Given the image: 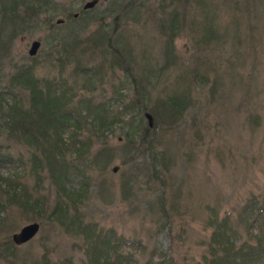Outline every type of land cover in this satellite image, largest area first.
Segmentation results:
<instances>
[{
  "label": "rangeland",
  "instance_id": "374dc122",
  "mask_svg": "<svg viewBox=\"0 0 264 264\" xmlns=\"http://www.w3.org/2000/svg\"><path fill=\"white\" fill-rule=\"evenodd\" d=\"M23 1L0 0V264H90L79 221L121 264H221L226 247L264 264V0ZM24 77L66 102L32 106ZM107 101L94 131L84 107Z\"/></svg>",
  "mask_w": 264,
  "mask_h": 264
},
{
  "label": "trees",
  "instance_id": "16d2710c",
  "mask_svg": "<svg viewBox=\"0 0 264 264\" xmlns=\"http://www.w3.org/2000/svg\"><path fill=\"white\" fill-rule=\"evenodd\" d=\"M103 37H105V35H103ZM22 78V76H20V79ZM23 82L25 83V85H29L31 87V90L33 92H31L30 94V103L32 106H36V104H40L42 107H46L47 104H51V106H54V107H57V105H60L61 103L63 102H66L64 101V96H60L56 91H51L49 90L48 88L44 89V91H39L40 88L37 87V84L34 83V82H30L29 78L27 77H24L23 78ZM50 101H56V103H51ZM60 102V104L58 103ZM108 102V101H107ZM102 103V104H95L94 106H91V107H87L85 106L84 107V112L86 114H89L92 116V119L91 121L89 122L90 125L92 126V128L94 129V131H98V132H101L103 128H109V124H112L113 120H112V117L110 116L111 113H110V108H111V105L110 103ZM9 104H11V102H8V103H5V106L3 107H8L10 106ZM143 107V106H142ZM63 113H60V115H62ZM59 115V126L60 128H65L67 127V124H68V120H66L67 118V114L64 113L62 116ZM110 116V117H108ZM11 122H13L11 119H10ZM75 124V122H74ZM5 125L7 126L6 122H5ZM8 128V126H7ZM129 128V127H128ZM129 131H132V133L135 135V134H138L141 138V142H145L146 141V138H147V134L146 132L148 131L146 128H143L142 130V133L139 134V130H132V129H128V132ZM130 140V139H128ZM145 149L147 150V152H151L152 153V158L155 157V155H161L160 152H156L155 150H153V148L151 147L150 144L146 143L145 142ZM59 149H57V154H59ZM162 153V152H161ZM161 157V156H160ZM83 184L84 182H81L79 181L76 185H73V186H69L67 187L68 190H71V193L68 192V190L66 189H63L62 191L64 192L62 196V198L64 197V195H66L67 193H70L71 194V200L68 199L69 202H72L71 203V206L73 207V209H75V207H77V200L81 202L83 201V195L81 192L83 190ZM62 188V187H61ZM74 194V195H72ZM13 200H14V197L15 195L13 194ZM70 196V195H69ZM62 198H60V201L57 203L58 206L56 208H58L59 210H61L62 214L65 215V213L67 212L69 206L68 204L66 205L64 200H62ZM9 199L10 196H9ZM77 199V200H76ZM12 201V199H11ZM68 203V202H67ZM77 210V209H76ZM75 211V210H74ZM66 217V216H64ZM72 225V224H71ZM71 228L73 226H70ZM218 227V225H217ZM77 229L82 233V236L84 237L85 239V242L90 246L92 247V253H91V262L90 264H121V259L119 258V255L115 252V250H113V248L111 249L110 247V244L108 245H105L101 239L98 238V236L96 237L97 238V242H98V246H95L93 245V241L90 239L91 237V234L93 231H95V228H93V226L91 225H82L80 224V221H79V224L77 226ZM221 233L218 232L215 236H214V239H212V242L210 243V253L212 252L213 255L215 256V254H217L218 251H216L215 249L218 247H216V245H218V242L220 243H223L224 241L220 238H222V235H220ZM226 242L228 243V240H226ZM261 243H264V241H261ZM104 245V246H101ZM248 248V253L247 254H244V256L242 257V254H238V256L240 258H243L244 257H247V260H255L257 258V254H256V250H255V246H245ZM232 248V247H231ZM226 250H228L225 254H222L223 256L219 258V262L221 264H229V261H232L235 254L231 253L229 254V249L226 247L225 248ZM10 252L13 250V243L11 242L10 244H8V247L6 248V252ZM225 256H228L225 260L224 257ZM160 264V263H158Z\"/></svg>",
  "mask_w": 264,
  "mask_h": 264
},
{
  "label": "water",
  "instance_id": "95a60500",
  "mask_svg": "<svg viewBox=\"0 0 264 264\" xmlns=\"http://www.w3.org/2000/svg\"><path fill=\"white\" fill-rule=\"evenodd\" d=\"M96 1L97 0H91L89 2H86L82 6V8L87 9V8L92 7L96 3ZM38 47H39V42L37 40H33L30 43V46L28 49V54L34 55L36 53ZM143 116L147 120V126L151 127V125H152L151 115L149 113L145 112V113H143ZM115 170H116V167L115 166L112 167V171H115ZM38 229H39V224L37 222L25 224V225L21 226L17 232L11 234V240L15 245H19L21 243H24V242L28 241L29 239H31L36 234Z\"/></svg>",
  "mask_w": 264,
  "mask_h": 264
},
{
  "label": "flooded vegetation",
  "instance_id": "af4514ba",
  "mask_svg": "<svg viewBox=\"0 0 264 264\" xmlns=\"http://www.w3.org/2000/svg\"><path fill=\"white\" fill-rule=\"evenodd\" d=\"M26 1H27V0H24V1H23V2H24V5H25L26 7H27V5H31V6L34 5V6H35L36 4H39V7H38V8H32V10H37V12H39V13H40L41 10H42V9H41V8H42V4H41V3H43V6H44V5H47V3H50V2H51V0H29V1H30V4H27ZM89 1H91V0H86V1L83 3V5H84L86 2H89ZM99 1H100V0H97L95 4H97ZM95 4H94V5H95ZM83 5H82V6H83ZM94 5H93V6H94ZM82 6H81V8H82ZM90 8H91V7H90ZM87 9H89V8H87ZM82 10H86V9H83V8H82ZM37 14H38V13H37ZM77 15H78L77 13H73V14L71 15V18H75ZM63 21H64L63 18H61V19L59 18V19H56V20L54 21V23H55V24H60V23H62Z\"/></svg>",
  "mask_w": 264,
  "mask_h": 264
}]
</instances>
